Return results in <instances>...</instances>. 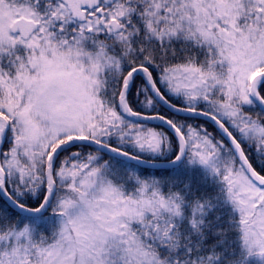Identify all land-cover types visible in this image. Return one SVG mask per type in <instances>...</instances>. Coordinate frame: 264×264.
<instances>
[{"label": "snow or ice", "instance_id": "6c2138e0", "mask_svg": "<svg viewBox=\"0 0 264 264\" xmlns=\"http://www.w3.org/2000/svg\"><path fill=\"white\" fill-rule=\"evenodd\" d=\"M0 264H264V0H0Z\"/></svg>", "mask_w": 264, "mask_h": 264}]
</instances>
